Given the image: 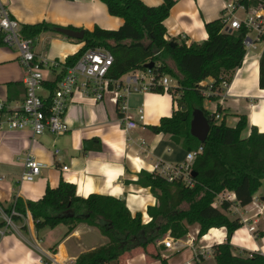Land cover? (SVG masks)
<instances>
[{
  "label": "crops",
  "instance_id": "1",
  "mask_svg": "<svg viewBox=\"0 0 264 264\" xmlns=\"http://www.w3.org/2000/svg\"><path fill=\"white\" fill-rule=\"evenodd\" d=\"M142 1L148 6L163 3V0ZM175 1L164 22L167 39L185 40L187 45L206 41V24L222 18L226 5L233 3V0ZM0 3L21 26L46 22L56 27L93 31L96 27L118 30L124 23L123 19L111 16L100 0H0ZM241 11L244 10L239 9L237 14ZM83 45L56 31L43 32L35 41L38 54L62 62L78 53ZM263 50L264 42L257 44L255 50H246L243 65L231 73L232 80L222 97L223 103L220 99L204 101L205 109L211 113L221 106L222 116L230 127L236 126L240 116H246L249 127L245 136L250 134L252 127L264 133V89L259 86ZM24 77L25 70L18 61L17 51L0 44V102L12 108L19 107L25 98ZM172 81L175 86L177 82ZM128 106L130 115L136 120L140 109L145 116L144 122L128 133L124 131L122 114L109 99L98 102L79 95L67 110L69 130L63 135L46 133L36 138L30 130H1L0 209L3 213L16 198L36 202L44 196L47 188H57L61 181H65L74 184L77 194L84 198L91 194L118 198L126 203L133 216L141 213L149 222L148 207L155 206L157 199L150 188L138 183L140 173H150L157 161L182 164L190 150L182 140L177 144L172 140L173 136L157 134L151 129L178 110L171 94L134 93L129 96ZM29 155L43 165L41 175L32 182L22 180ZM64 166H68L69 171L63 172ZM227 196H232L229 199L232 206L227 215L242 223L231 238L234 254L258 252L264 255V243L262 246L259 243L264 237H258L264 229V209L258 204V200L264 204V192L260 195L259 191L246 207L239 205L234 193L226 192L217 198L215 207L220 208ZM4 223L0 211V229L5 228ZM15 223L18 230H9L0 237V264L76 263L82 253L108 243L98 228L86 224L79 225L68 236L65 225H60L62 229H58L60 226L50 229L51 232L58 230V235L50 240V231H46L43 237L39 236L41 230L36 229L29 213L25 219ZM244 228L247 229L245 233ZM250 228H255V231H250ZM188 229L189 234L185 238L176 240L179 249L165 248L161 251L160 260L150 259L138 250L120 264H163V261L167 264H216L213 246L226 241V228H212L202 238L198 237V224ZM249 239L256 243L251 244ZM161 241L158 246L163 245Z\"/></svg>",
  "mask_w": 264,
  "mask_h": 264
},
{
  "label": "trees",
  "instance_id": "2",
  "mask_svg": "<svg viewBox=\"0 0 264 264\" xmlns=\"http://www.w3.org/2000/svg\"><path fill=\"white\" fill-rule=\"evenodd\" d=\"M100 1L107 6L111 16L123 19V25L118 30L100 27L86 30L84 39L78 40L83 47L67 58L66 65H74L89 49L105 47L115 59L110 77L118 78L130 71L145 69L146 64L153 62L158 77L174 79L177 85L168 93L173 96L178 110L151 129L157 134L180 137L190 151L203 147L193 165L196 173L195 177L192 175L193 185L182 180L169 182L158 174L142 171L138 183L150 188L157 199L155 206L148 207L150 221L147 223L141 213L133 216L124 201L99 194L84 198L77 194L74 184L65 181H61L57 188H47L44 196L36 202L16 198L4 212L9 216L13 210L24 216L29 213L37 230L65 225L68 227L67 236L81 224L98 228L108 243L82 253L75 264H120L125 254L136 250L150 259L160 260L161 251L166 247L157 243L167 235L175 240L185 238L189 234L188 227L195 224L200 226L199 238L212 228H226V241L213 246L216 264H264L262 253L234 254L231 238L242 223L227 215L232 206L229 200L224 199L220 208L214 205L226 192L234 193L242 207L253 202L264 185V133L252 127L250 134L245 136L249 122L244 115L234 127L227 124L226 118L216 120V115L223 114V109L219 106L214 113L205 109L206 98L202 95L201 85L208 79H213L217 87L224 79L231 82V73L239 69L246 58L248 30L242 27L226 31L222 17L206 24V41L187 45L185 40L167 39L164 22L175 0H163L160 6H148L142 0ZM233 1L236 6H243L247 13L264 8V0ZM56 28L43 22L22 25L21 31L25 37L36 41L43 32L56 31ZM171 42L176 45L172 46ZM259 72V86L264 89V50ZM152 92L165 93L161 87ZM218 99L211 97V100ZM197 109L204 111L211 126L204 143L191 135L193 112ZM12 219L14 222L22 220L16 216ZM258 237H264V229ZM163 264L167 262L163 261Z\"/></svg>",
  "mask_w": 264,
  "mask_h": 264
},
{
  "label": "built area",
  "instance_id": "3",
  "mask_svg": "<svg viewBox=\"0 0 264 264\" xmlns=\"http://www.w3.org/2000/svg\"><path fill=\"white\" fill-rule=\"evenodd\" d=\"M239 9L245 11L243 6H236L234 3L226 5L223 15L225 30L232 29L234 31L245 27L248 30L245 37L246 50H255L257 44L264 42V8L249 13L245 11L246 16L243 18L237 15ZM21 29V24L0 3V44L17 51L18 61L25 70V98L23 102L17 108L0 102V131L4 129L30 130L36 138L46 133L54 136L63 135L69 130L66 123L67 110L74 102L75 97L79 95L98 102L109 99L122 114L124 131L128 133L137 129L140 122L143 123L145 120L142 109L139 111L138 120L130 115L129 96L134 93L152 92L159 87L168 93L169 89L174 87L172 78L170 76L158 77L154 67L133 70L118 78L110 77L109 74L115 59L105 47L87 50L71 66L66 65V62L48 59L38 54L35 40L25 37ZM51 85H54L53 89ZM201 85L203 86L202 95L207 100H211V97H219L220 103H223L222 97L230 82L224 79L217 87L212 79ZM215 118L222 120L223 116L217 114ZM58 152L56 151V153ZM202 152V146L197 151H189L182 164L157 161L153 164L151 173L158 174L169 182L182 180L192 186L193 165L197 156ZM42 168L43 165L34 156L29 155L22 180L34 181L41 175ZM62 171H69V167H62ZM231 197L227 196L226 199L229 200ZM260 207L264 209V204L262 203ZM0 211L6 223L5 228L0 229V237H3L9 230H16L17 226L12 216L21 219L26 217L15 210L11 216L3 213L1 209ZM144 222L147 223L145 219ZM250 231H255V228H250ZM161 243L167 249H179L176 240L169 235ZM70 264L75 263L71 262Z\"/></svg>",
  "mask_w": 264,
  "mask_h": 264
},
{
  "label": "water",
  "instance_id": "4",
  "mask_svg": "<svg viewBox=\"0 0 264 264\" xmlns=\"http://www.w3.org/2000/svg\"><path fill=\"white\" fill-rule=\"evenodd\" d=\"M229 32H232V29H228ZM56 32L72 39L76 40H83L85 37V31L84 30H74V29H68V28H62V27H57ZM172 46H175V42H171ZM154 63H148L145 65V68H153ZM211 126L208 118L205 116L204 111L197 109L193 112V117L191 121V135L197 139L200 143L206 142L209 132H210ZM172 140L179 144L181 139L180 137L173 136ZM193 177L196 176V173H192ZM264 200V198H263Z\"/></svg>",
  "mask_w": 264,
  "mask_h": 264
},
{
  "label": "rangeland",
  "instance_id": "5",
  "mask_svg": "<svg viewBox=\"0 0 264 264\" xmlns=\"http://www.w3.org/2000/svg\"><path fill=\"white\" fill-rule=\"evenodd\" d=\"M233 3H234V1H233ZM240 10H243V9H240ZM238 12V11H237ZM240 18H243V17H245L246 16V13H245V11H241V12H239L238 14H237ZM169 65H171V67H173V64L169 61ZM263 192H264V185H263V187H262V189L260 190V195H263ZM258 204H262V202L260 201V200H258ZM143 218V217H142ZM143 221H144V218H143ZM145 223V222H144ZM62 227L63 226H60L58 229H62ZM16 230H18L17 228H16ZM16 230H14V231H16ZM43 230V231H42ZM41 231H40V233H39V236L40 237H43V236H45L46 235V231H50V228H48L47 230H44V229H42ZM247 231V229L246 228H244V233ZM58 235V230H56V231H53V232H51L50 231V240H52L53 238H55L56 236ZM107 242H108V240H107ZM248 242H251V244L252 243H256L255 242V240H253V239H249V241ZM259 243L261 244V246H262V244L264 243V240L263 239H261L260 241H259ZM35 245H37V244H35ZM43 246H45V244L43 245ZM136 251H138V250H136ZM136 251H134V253L133 254H135V252ZM140 251V250H139ZM130 255H132V252H131V254H129V253H127V254H125V256L120 260L121 262H124L125 261V258H129L128 256H130ZM153 260H150V262H152Z\"/></svg>",
  "mask_w": 264,
  "mask_h": 264
},
{
  "label": "bare ground",
  "instance_id": "6",
  "mask_svg": "<svg viewBox=\"0 0 264 264\" xmlns=\"http://www.w3.org/2000/svg\"><path fill=\"white\" fill-rule=\"evenodd\" d=\"M147 219H145V221H146ZM148 221V220H147Z\"/></svg>",
  "mask_w": 264,
  "mask_h": 264
}]
</instances>
